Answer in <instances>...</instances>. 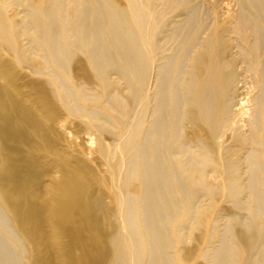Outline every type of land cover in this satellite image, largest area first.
<instances>
[{
  "label": "bare ground",
  "instance_id": "1",
  "mask_svg": "<svg viewBox=\"0 0 264 264\" xmlns=\"http://www.w3.org/2000/svg\"><path fill=\"white\" fill-rule=\"evenodd\" d=\"M0 264H264V0H0Z\"/></svg>",
  "mask_w": 264,
  "mask_h": 264
}]
</instances>
